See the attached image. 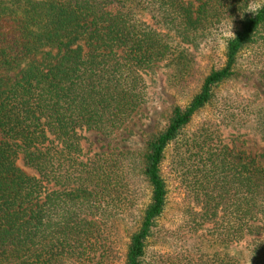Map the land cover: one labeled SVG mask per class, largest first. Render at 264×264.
<instances>
[{
  "label": "trees",
  "instance_id": "obj_1",
  "mask_svg": "<svg viewBox=\"0 0 264 264\" xmlns=\"http://www.w3.org/2000/svg\"><path fill=\"white\" fill-rule=\"evenodd\" d=\"M206 36L219 56L198 76L180 45ZM263 44L264 0H0V264H264V153L223 137L251 107L224 98L203 114ZM170 59L188 99L143 149L85 154L83 132L121 128ZM163 167L183 193L171 223ZM208 237H252L248 259L205 252Z\"/></svg>",
  "mask_w": 264,
  "mask_h": 264
},
{
  "label": "rangeland",
  "instance_id": "obj_2",
  "mask_svg": "<svg viewBox=\"0 0 264 264\" xmlns=\"http://www.w3.org/2000/svg\"><path fill=\"white\" fill-rule=\"evenodd\" d=\"M210 40V36L200 39L198 47L187 43L180 45L183 53L189 58H193L192 60L196 63L194 67L198 76L207 73L212 62L219 56L216 51V56H211L213 52L210 53ZM253 50L255 49L243 50L237 65V72L215 89L213 100L203 110V114L211 116L216 113L224 98H239V100L242 98L246 103H249L251 107L249 113L246 115L247 112H241L242 115L232 117L233 121L238 123L231 128L230 126L225 127L223 137L229 145H235L247 154L257 157L259 161H263L264 127L257 129L254 117L261 109L264 110V44L260 49L261 55L251 61ZM178 67L177 60L170 59L160 62L148 70L146 101L121 128L110 134H104L97 130L83 132L81 139L83 152L89 155L97 151L123 152L143 149L149 135L164 122L170 106L174 103H183L189 97L187 94L175 93L172 87L174 77L178 74ZM233 111L236 112V109ZM163 173L166 177L168 196L161 221L171 223L178 218L183 193L165 167H163ZM125 240L126 238H124ZM195 241H197L195 238L188 240L190 244L196 246ZM251 242L252 237H246L239 242L223 244L208 237L201 240L199 244L207 253H224L233 257L234 260L244 262L248 259Z\"/></svg>",
  "mask_w": 264,
  "mask_h": 264
},
{
  "label": "clouds",
  "instance_id": "obj_3",
  "mask_svg": "<svg viewBox=\"0 0 264 264\" xmlns=\"http://www.w3.org/2000/svg\"><path fill=\"white\" fill-rule=\"evenodd\" d=\"M259 10H260L259 7H254V8H248L245 11L251 13L254 16L255 14L259 12Z\"/></svg>",
  "mask_w": 264,
  "mask_h": 264
}]
</instances>
